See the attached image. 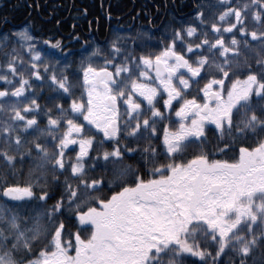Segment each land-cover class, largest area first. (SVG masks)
Masks as SVG:
<instances>
[{
	"label": "snow or ice",
	"instance_id": "obj_1",
	"mask_svg": "<svg viewBox=\"0 0 264 264\" xmlns=\"http://www.w3.org/2000/svg\"><path fill=\"white\" fill-rule=\"evenodd\" d=\"M0 264H264V0L0 29Z\"/></svg>",
	"mask_w": 264,
	"mask_h": 264
},
{
	"label": "trees",
	"instance_id": "obj_2",
	"mask_svg": "<svg viewBox=\"0 0 264 264\" xmlns=\"http://www.w3.org/2000/svg\"><path fill=\"white\" fill-rule=\"evenodd\" d=\"M107 1L108 0H0V17L7 16L8 18L7 22H5L3 19H0V29L10 28L16 30L22 27L23 25L30 23L34 30V34L37 35L38 38L63 39L65 44H69L75 48H79L80 43H83V40L85 38H88L95 43L103 45L104 42L93 40V37L84 35L82 31L85 30V32H87L88 30H83L82 28L76 29L73 32L75 35H79L81 37L80 43H77L71 38H63V28L65 26L69 27L71 20L69 19L65 23H57V21L59 22L60 20L64 19L69 10L71 13H74L76 11L74 7L77 5L94 6L96 7L97 13L98 33L102 34L103 32H105L106 20L104 16H101L99 10L100 5L102 6V10L104 13L107 8L109 14H112V12L117 9V5L114 7V3L116 2V0H112L109 6H107ZM142 1L145 5L144 8L146 14L148 13V11H153L155 7L162 9V6L164 5L163 0H127V10H129L132 4L134 3L136 5L134 12H136L138 5L141 4ZM176 3L177 2L173 0H165V4L167 6H171V4L173 5ZM148 21L149 18L146 17L143 20L144 27H139L136 31H134L133 29H129L127 31L118 32L121 35H135V33L138 31H156L148 26ZM165 22L169 23V19ZM165 22L163 24H165ZM58 24L59 26H57ZM114 32L117 31L114 30ZM114 32L111 33L110 31L111 34H109L108 39L112 38ZM64 33L69 34L70 29L68 28ZM248 55L249 60L252 61V54L249 53ZM41 103H44V101L41 100ZM130 162L131 161H125V163ZM26 172L27 168H25V175L18 177L21 182L27 179ZM52 202L53 201H49V204H51Z\"/></svg>",
	"mask_w": 264,
	"mask_h": 264
},
{
	"label": "flooded vegetation",
	"instance_id": "obj_3",
	"mask_svg": "<svg viewBox=\"0 0 264 264\" xmlns=\"http://www.w3.org/2000/svg\"><path fill=\"white\" fill-rule=\"evenodd\" d=\"M163 1L164 5L162 6V9L155 7L153 11H148L147 14L145 13V5L143 1L138 5L136 12H134L136 6L134 3L132 4L131 8L127 10V0H116V2L114 3V7L117 5V9H115L112 14L108 13V8L104 13L102 10V6L100 5L99 10L101 16H104L106 20L105 32H103L102 34L98 33L96 7L88 5H77L74 7V9L76 10L74 13H71L69 10L66 17L59 21V23H65L69 19L71 20L69 27L65 26L63 28L62 37L69 39L76 29L82 28L83 30H88L87 32H85V30L82 31L84 35L93 37V40L105 42V39L108 38L109 34L114 32V30L127 31L129 29H133L134 31H136L139 27L143 28V20L146 17L149 18V21L147 22L148 26L153 30H157L166 20L169 19L170 22L173 16L180 17L185 13L191 12L195 5L199 2V0H173L177 3L173 4L174 6L171 4V7L165 4V0ZM111 2L112 0H108L107 6H109ZM85 9L87 10V15L83 14ZM166 23L168 22H165V24ZM73 25H75V28H73ZM57 26H59V24ZM68 28L70 29V33H64Z\"/></svg>",
	"mask_w": 264,
	"mask_h": 264
}]
</instances>
